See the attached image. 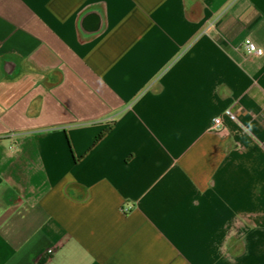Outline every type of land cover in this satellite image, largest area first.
Listing matches in <instances>:
<instances>
[{
    "label": "crops",
    "instance_id": "0c3cea01",
    "mask_svg": "<svg viewBox=\"0 0 264 264\" xmlns=\"http://www.w3.org/2000/svg\"><path fill=\"white\" fill-rule=\"evenodd\" d=\"M0 264H264V0H0Z\"/></svg>",
    "mask_w": 264,
    "mask_h": 264
},
{
    "label": "built area",
    "instance_id": "2783aa9c",
    "mask_svg": "<svg viewBox=\"0 0 264 264\" xmlns=\"http://www.w3.org/2000/svg\"><path fill=\"white\" fill-rule=\"evenodd\" d=\"M248 52L250 54H254L258 57L262 56V52L260 50H258L254 45H250L248 47ZM224 118L228 119L229 121H231L233 124L238 125L239 121L237 118L234 117V115L231 112H226V114L224 115V117H219L213 120L211 128H210V132L214 133V134H221L225 131V124H224ZM132 212V208H125V210L123 211V213L125 215H130ZM54 254V251H49L48 252V256H52Z\"/></svg>",
    "mask_w": 264,
    "mask_h": 264
},
{
    "label": "trees",
    "instance_id": "16d2710c",
    "mask_svg": "<svg viewBox=\"0 0 264 264\" xmlns=\"http://www.w3.org/2000/svg\"><path fill=\"white\" fill-rule=\"evenodd\" d=\"M110 130L105 131L101 136H99L94 144V147H96L97 145H99L105 138L106 136L109 134Z\"/></svg>",
    "mask_w": 264,
    "mask_h": 264
},
{
    "label": "water",
    "instance_id": "95a60500",
    "mask_svg": "<svg viewBox=\"0 0 264 264\" xmlns=\"http://www.w3.org/2000/svg\"><path fill=\"white\" fill-rule=\"evenodd\" d=\"M12 202H13V199H10V200H9V203H12Z\"/></svg>",
    "mask_w": 264,
    "mask_h": 264
}]
</instances>
